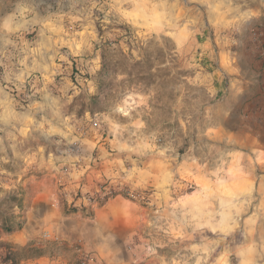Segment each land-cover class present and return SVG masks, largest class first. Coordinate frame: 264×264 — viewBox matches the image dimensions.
I'll list each match as a JSON object with an SVG mask.
<instances>
[{
    "label": "rangeland",
    "instance_id": "rangeland-1",
    "mask_svg": "<svg viewBox=\"0 0 264 264\" xmlns=\"http://www.w3.org/2000/svg\"><path fill=\"white\" fill-rule=\"evenodd\" d=\"M52 4L72 57L43 87L54 132L0 144V212L22 224L0 264H264V0ZM113 198L139 222L107 253L92 224Z\"/></svg>",
    "mask_w": 264,
    "mask_h": 264
},
{
    "label": "crops",
    "instance_id": "crops-1",
    "mask_svg": "<svg viewBox=\"0 0 264 264\" xmlns=\"http://www.w3.org/2000/svg\"><path fill=\"white\" fill-rule=\"evenodd\" d=\"M66 13L68 11L55 9L52 0H0V144L4 142L3 146L16 145L29 138L41 128V121L44 119L51 125L50 132H54L55 117L45 118L43 108L54 102L55 94H43V87L45 84L51 85L55 76L61 73L64 76L60 79L67 80L68 66H64L67 71H60V62L69 61L72 53L57 50L54 47L55 34L59 33L45 30L44 25H52L58 20L57 16ZM252 21L253 19L243 22V26L246 28L254 23ZM34 88L40 94L39 99L32 98L35 97L34 92H28L29 99L24 98L26 103L18 106L20 94ZM14 89L17 91L16 96L11 93ZM6 110L13 113L15 118L4 121L2 116ZM75 186H79V183L71 187ZM45 198L54 199L50 188L41 190L36 209ZM128 210L138 211L139 208L113 198L94 211L93 235L97 241L105 239L104 248L107 253L123 248L128 241V234L124 229H133L132 225L139 222L120 216ZM92 241V244L88 243L89 248H97L96 242ZM113 259L109 257L105 260ZM115 259L120 261L117 257Z\"/></svg>",
    "mask_w": 264,
    "mask_h": 264
},
{
    "label": "trees",
    "instance_id": "trees-1",
    "mask_svg": "<svg viewBox=\"0 0 264 264\" xmlns=\"http://www.w3.org/2000/svg\"><path fill=\"white\" fill-rule=\"evenodd\" d=\"M76 99V98H75ZM94 98H91V102L90 105L91 107L88 110H92V105L94 104ZM93 101V102H92ZM85 110V104L81 105V111ZM13 198L12 199H4L1 202V205L3 204V202H9V203H14ZM0 221H2V223L0 224V229L5 230L7 232H11L15 229H20L22 227L21 223L16 222L14 219H12L9 216H5L3 212H0Z\"/></svg>",
    "mask_w": 264,
    "mask_h": 264
},
{
    "label": "clouds",
    "instance_id": "clouds-1",
    "mask_svg": "<svg viewBox=\"0 0 264 264\" xmlns=\"http://www.w3.org/2000/svg\"><path fill=\"white\" fill-rule=\"evenodd\" d=\"M5 15H7L6 12H5ZM10 118L14 119L15 116L13 115V113H11L10 111L6 110V111L4 112V114H3V116H2V119H3L4 121H7V120H9Z\"/></svg>",
    "mask_w": 264,
    "mask_h": 264
},
{
    "label": "built area",
    "instance_id": "built-area-1",
    "mask_svg": "<svg viewBox=\"0 0 264 264\" xmlns=\"http://www.w3.org/2000/svg\"><path fill=\"white\" fill-rule=\"evenodd\" d=\"M107 195H108V194H105V195H104V197H103L102 199H104V198H105V196H107Z\"/></svg>",
    "mask_w": 264,
    "mask_h": 264
}]
</instances>
